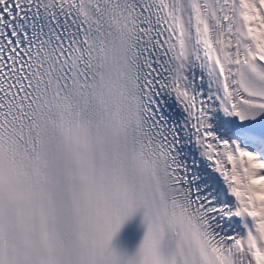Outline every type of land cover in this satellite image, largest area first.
Masks as SVG:
<instances>
[{
	"label": "bare ground",
	"instance_id": "1",
	"mask_svg": "<svg viewBox=\"0 0 264 264\" xmlns=\"http://www.w3.org/2000/svg\"><path fill=\"white\" fill-rule=\"evenodd\" d=\"M229 4L231 11L245 20L246 51L264 59V0H229ZM232 59L227 68L228 80L232 92H238L233 71L237 59ZM229 129L223 181L231 199L237 239L245 264H264V160L258 156L256 143L246 134L244 124L231 117ZM254 207H258V213Z\"/></svg>",
	"mask_w": 264,
	"mask_h": 264
},
{
	"label": "rangeland",
	"instance_id": "2",
	"mask_svg": "<svg viewBox=\"0 0 264 264\" xmlns=\"http://www.w3.org/2000/svg\"><path fill=\"white\" fill-rule=\"evenodd\" d=\"M250 27V26H249ZM263 218H264V216H263Z\"/></svg>",
	"mask_w": 264,
	"mask_h": 264
}]
</instances>
